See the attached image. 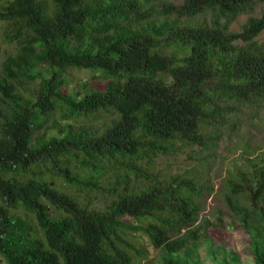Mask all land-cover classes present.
<instances>
[{"label": "trees", "instance_id": "1", "mask_svg": "<svg viewBox=\"0 0 264 264\" xmlns=\"http://www.w3.org/2000/svg\"><path fill=\"white\" fill-rule=\"evenodd\" d=\"M263 5L0 0L2 37L15 50L0 62V260L130 264L146 257V242L160 264H210L201 247L211 264H237L230 249L227 258L211 250L208 229L219 232L226 212L264 264V147L230 161L214 222L199 219L203 183L149 181L142 167L183 148L204 166L241 116L264 107ZM68 71L105 83L68 90ZM131 174L145 181L131 185ZM71 189L110 200L95 208Z\"/></svg>", "mask_w": 264, "mask_h": 264}, {"label": "rangeland", "instance_id": "2", "mask_svg": "<svg viewBox=\"0 0 264 264\" xmlns=\"http://www.w3.org/2000/svg\"><path fill=\"white\" fill-rule=\"evenodd\" d=\"M172 4H180L182 0H164ZM264 6V5H263ZM257 9L255 13H257ZM245 19V15L237 18L236 22L231 24L230 29L236 30L239 23H242ZM2 24L0 23V62L4 58L5 54L13 53L14 47L11 43H6L2 37ZM255 40L258 42L264 41V30L261 31ZM42 74H46L45 70L40 67ZM66 88L68 90L75 89L76 87L93 88L95 90L101 89L105 81L97 78H90L84 71L69 72L66 74ZM169 81V80H167ZM83 89V88H81ZM101 122V116L94 118L92 123L98 124ZM245 142L247 150L245 152L240 151V143ZM264 147V107L250 118L249 116H241V120L236 127L235 131L229 134L223 135L215 148V154L212 157L204 159L205 164L201 166L199 158L203 155L201 152L188 150L183 148L175 153H165L156 155L153 160L148 163H142V167L145 168L149 181H167L172 177L192 176L193 179H197L198 182L203 183L204 194L202 197V209L199 213V219H208L214 222L216 210L225 211L221 201L217 196V191L220 188L221 180L226 172L230 168V161L239 154L249 155L259 152ZM129 184L135 185L140 182H144L143 177L130 175ZM71 194L82 204L86 203L89 206L95 208H102L106 205L110 197L108 196H86L83 192L76 189L70 190ZM212 226L209 227L208 232L213 238V245L211 246L212 254L215 257L224 256L227 258V253H222L224 249H230L237 256V264H254L251 256L249 255L244 234L229 224V217L226 212L221 214V229L216 233ZM139 246L136 244V247ZM146 248L145 255H132L130 264H160L159 250L154 249L151 245L143 243ZM199 254L205 261L211 262L204 255L205 250L201 247ZM0 264H4L0 260ZM235 264V263H233Z\"/></svg>", "mask_w": 264, "mask_h": 264}]
</instances>
